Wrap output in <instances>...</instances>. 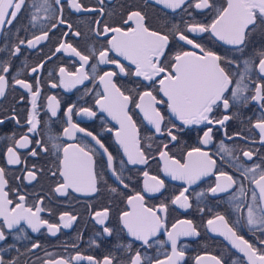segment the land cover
<instances>
[{"label": "snow or ice", "instance_id": "1", "mask_svg": "<svg viewBox=\"0 0 264 264\" xmlns=\"http://www.w3.org/2000/svg\"><path fill=\"white\" fill-rule=\"evenodd\" d=\"M154 2L173 11L185 8L200 10L206 18L211 16V19L207 22L194 21L186 24L183 30L179 26H174L167 31H161L152 28L146 22L147 14L137 8L127 11L120 26L95 20L96 35L110 37L106 41V46L101 47L98 52L93 49L89 54H85L70 42H59L55 52L68 53L70 57L78 58L79 68L69 71L66 67H60L59 84L53 83L51 87L63 86L70 90L84 84L85 81L98 78L103 89L102 93H96L95 104L99 106L101 112L107 113L119 125L116 140L129 164L144 165L149 159L146 148L142 147L139 128L130 112V105L140 110L143 118L154 128L155 133L167 136L169 141L162 142L158 146L159 157L164 162L163 171L173 180L183 181L187 185L171 200L172 205H178L181 209L191 208L189 189L208 177L214 179V183L207 189L209 193L213 196L230 194L232 200H237L246 195L243 180L240 177L247 179L254 187L251 189V203L247 205L246 223L253 232L258 230L264 234V160L254 166L239 165L236 168L239 176L234 177L233 174L218 167L216 159H213L209 152L202 150L201 147L188 151L183 163L169 154V144H174L179 139L177 133L192 126L198 128L201 125L204 126L200 129L202 131L200 143L209 145L213 142V126L219 125L224 128L226 123L234 118L233 115L226 114L229 109L236 104L246 107L250 102H255L261 110V115L256 118L253 127L258 130L260 142L264 144V46L258 48L253 46V54L242 59L243 70L234 72L233 66L240 69V62L218 54L198 40V37L202 39L203 34L207 33L243 53L257 35L264 40V0H226V6L223 7L219 6V0H194V2L193 0H154ZM99 3L103 4L104 0H99ZM61 4L62 0H51V2L41 0L39 4L33 3L32 8L47 12L46 19L54 22L49 28L42 30L41 34H33L31 39L20 40L19 44L26 43L29 48L35 49L42 42L49 40L51 29L65 24L68 29H71L72 25L67 23L62 15V6L58 9L60 15L56 22V6ZM68 6L77 12H99L103 15L105 11L103 7L88 8L81 0H69ZM22 9L25 11L28 9L26 0H0V33L12 29ZM30 19L35 21L37 17L32 15ZM73 35L79 37L80 33L77 31ZM177 45L180 46L179 50H176ZM186 45H190L193 50H184ZM20 51V47L16 46L14 53L18 54ZM110 53L115 55L112 56ZM116 57H122L134 68L127 67ZM94 58L98 64L114 65L117 70L103 71V74L98 77L90 75L87 68ZM43 68L44 64L41 63L32 67L31 73L38 74ZM91 70L92 73H96V64L91 65ZM2 71L8 73L10 66H5ZM118 75L140 78L142 82H147L145 87L149 90L138 93L137 97L126 94V91L130 93L132 90H122L123 86L118 85L115 80ZM14 85H19L30 94L31 108L25 116V123L28 125L27 132L35 133L41 125L39 110L42 107L38 104L41 95L38 75L33 77L32 82L15 79ZM14 85L9 84L6 75L0 74V99H3L7 89ZM153 91L157 94L162 93L166 100L158 99L157 95H153ZM162 104L166 105L171 116L180 122L179 125L171 119L166 120L165 113L158 107ZM60 106L61 102L56 96L46 98V108L51 117H57ZM75 109L76 106L73 104L65 110L68 126L63 129V135L72 141L77 140V133L91 137L106 154V167L112 171L119 183L127 188L128 185L115 165L116 158L102 140L92 131L73 122ZM220 110H223L225 114H221ZM77 114L90 118L97 116L96 111L86 107L80 108ZM11 119L20 125L19 118L13 116ZM4 122L0 119V125ZM32 144L33 140L28 134L14 139L13 145L6 150L7 164H26V161L21 159L19 150L28 149ZM36 144L46 154L62 153V155H55L56 170L50 173L52 177H58L56 186L52 189L54 194L69 196L70 193H80L92 196L100 192L96 171V149L86 144L82 146L81 143H69L63 146L52 143L51 149L41 141H36ZM146 147L151 149L152 145L148 144ZM220 149L232 155V150L226 148L223 141L220 142ZM28 155L36 157L38 153L35 148H31ZM242 155L252 160L254 152L243 151ZM235 160L238 161L239 158L236 157ZM119 163L123 165L124 161L121 159ZM24 171L27 173V180L31 183L37 180V171L43 173L44 170L37 169L33 165L31 169L25 167ZM143 175L149 177L147 171ZM149 179L151 183L146 180L144 190L148 193H161L165 187L164 180L157 176H151ZM8 184L6 169L0 167V241L7 240L6 230L10 232L13 229H19L22 224H26L32 232L39 233L42 228H46L49 233L56 235L61 227L69 228L77 220V216L64 212L59 216V223H50L41 215L45 211L42 198L34 204H29L27 195L21 194L20 188H9ZM233 189L237 191L233 192ZM111 191L115 193L117 189L112 188ZM10 192L15 193V200L9 197ZM199 195L203 196L204 192H200ZM127 203L131 206V211H124L119 219L130 236L140 241L143 247L149 248L152 246L153 238L165 230L171 244V252L164 259L153 260L137 250L128 259L127 264H184L186 253L184 248L179 246L181 237L200 235L193 221L179 220L168 230L166 225L168 203L161 202L157 208L146 207L144 195L141 193L129 196ZM236 211L242 212L240 204H236ZM109 217L108 207H102L93 213L95 222L103 226V233L112 236L113 229L108 226ZM239 222L238 220L236 223ZM207 226L213 233L223 236L233 248L242 253L246 258V264H264V247H258L245 239L243 235L238 234L235 226L229 223L225 215L216 213L213 218L207 220ZM260 245L264 246V239L260 240ZM32 247L37 248L40 245L33 244ZM72 259L87 260L89 264H117L116 258L111 254L104 256L102 260L80 254L71 259L50 258L45 264H72ZM206 262L224 264L223 259L217 256L196 257V264H206ZM0 264H15V262L5 261L3 256H0ZM233 264L237 262L233 261Z\"/></svg>", "mask_w": 264, "mask_h": 264}, {"label": "flooded vegetation", "instance_id": "2", "mask_svg": "<svg viewBox=\"0 0 264 264\" xmlns=\"http://www.w3.org/2000/svg\"><path fill=\"white\" fill-rule=\"evenodd\" d=\"M41 0H26L28 6L27 11L22 12L17 17V21L10 31L0 33V74H4L9 79V84L14 85L15 79H25L32 82L33 77L38 75L40 80L41 95L38 104L41 105L39 116L41 125L35 133H28V125L25 123V116L30 111V94L14 85L7 89L6 95L0 99V119L5 122L0 125V167L6 169V177L8 178L9 188H20L21 194L27 195L29 204H34L38 199H43V207L45 211L41 213L42 217L48 219L50 223H59V216L64 212H69L77 216V220L72 223L69 228L61 227L56 235H52L46 228H42L39 233L32 232L26 224H22L21 228L13 229L10 232L6 230L7 240L0 241V256L5 261H14L15 264H45L50 258L71 259L77 254L83 256H92L97 260H102L104 256L111 254L116 258L117 264H127L128 259L139 250L142 255L155 259H164L171 252V244L167 239V233L162 230L159 235L151 241L152 246L145 248L140 241H136L130 236L127 229L124 228L119 217L124 211H131V206L127 203L129 196L141 193L144 195V205L149 208H157L161 202L169 204L166 225L170 230L172 224L179 220L190 219L196 225L199 236L181 237L179 246L185 250L184 264H196L198 256H217L223 259L224 264H246V258L243 254L232 247L229 241L217 233H213L207 226V220L214 217L216 213L225 215L230 224H233L238 234L243 235L249 242L258 247L260 240L264 239V234L260 231L253 232L246 223L247 205L251 203V189L254 187L249 181L243 177L246 195L232 200L230 194H221L213 196L207 189L214 183L212 177L205 178L199 184L189 189L190 202L192 207L189 209H181L178 205H172L170 202L187 185L183 181L173 180L163 171L164 162L159 157L158 146L163 142L167 143L169 138L155 133L154 128L148 124L143 118V114L139 109L130 105V112L139 128V134L142 140V147L146 148L148 155V163L144 165H132L127 162V157L123 153V149L116 140V131L119 125L112 120L107 113L101 112L99 106L95 104L96 93H102L103 86L99 84L98 78L85 81L82 85L75 88L66 89L63 86L56 88L51 87L53 83L59 84V68L66 67L69 71L79 68L78 58L70 57L68 53H56L55 48L59 42H70L78 50L89 54L95 49L97 52L101 47L106 46V41L110 37L97 36L95 29L97 25L95 20L102 23L120 26L123 16L129 9H141L147 14L146 22L152 28L167 31L179 26L181 30L186 24L194 21L207 22L211 16L207 18L193 8L177 9L175 11L165 8L163 5L156 4L154 0H104L103 4L99 0H81L88 8L105 9L104 14L99 12H77L68 6L69 0H62L60 6H56L57 21L59 18L58 9L63 7V17L72 25L71 29L67 28V24L60 25L58 28L51 29L49 32V40L42 42L38 48H29L27 44H19L20 40L31 39L33 34L39 35L41 31L50 27L54 21L46 19L47 12L32 8L33 3L39 4ZM51 2V0H50ZM194 2V0H193ZM219 6H226V0H219ZM35 15L37 19L31 21L30 17ZM79 32L80 36L73 35ZM66 34V35H65ZM195 35V34H190ZM199 42L206 47L211 48L218 54L227 57L230 60L240 62V69L233 66V71L243 70L242 59L251 56L252 48L264 46V40L257 35L250 43L249 48L243 53L238 51L234 46L227 45L223 41L211 37L210 34H203V38L198 37ZM16 46L21 51L14 53ZM177 45L176 50H179ZM184 50H193L190 45L184 46ZM198 51V50H197ZM114 56V53H110ZM51 57V59H49ZM127 67L134 68L124 61L122 57H116ZM43 63L44 68L39 70L38 74L31 73V68ZM96 64L97 71L92 73L91 65ZM10 66L8 73H3V68ZM90 75L98 77L103 71L117 70L114 65L98 64L96 59L90 61L87 68ZM51 74V75H50ZM118 85L123 86L122 90H132L130 93L137 97L138 93L149 90L145 87L147 82H142L140 78L133 76L118 75L115 78ZM247 82V81H246ZM158 87V85H157ZM56 96L61 102L60 112L57 117H51L50 112L46 108V98L48 96ZM153 95H157L158 99H165L162 93L157 94L153 91ZM23 98V99H21ZM75 105L76 109L73 113V122L81 127L87 128L97 135L109 151L116 158L115 165L120 176L128 185L124 188L122 184L112 174V171L106 167V154L96 145L91 137L84 136L83 133H77V140L72 141L63 135V129L68 126L65 110L70 105ZM92 108L97 112L96 117H88L77 114L80 108ZM162 112L166 115V120L171 119L177 125L179 121L171 116L167 111L166 105H158ZM221 114L223 110H220ZM233 115V119L226 123L224 128L219 125L213 126V142L209 145H202V131L204 126H192L184 128L183 131L177 133L179 139L177 142L169 144V154L176 159L184 162V157L188 151L195 147H201L202 150L216 159L217 166L223 168L233 174L234 177L239 176L236 168L239 165L254 166L260 164L264 160V144L260 142L259 132L253 127L256 118L261 115V110L255 102H250L248 106L236 104L229 109L228 113ZM20 119V125H17L11 117ZM251 118V120H249ZM240 133V136H236ZM15 134V137H13ZM28 134L33 140V144L28 149H20L21 159L26 161L24 165H8L7 164V147L13 145V140L18 139L21 135ZM51 138V139H50ZM36 141H41L51 149L52 143H59L61 146L69 143H81L88 147L96 149V171L98 173V186L100 192L92 196L82 195L80 193H70L69 196H59L54 194L52 189L56 186L58 177H52L51 171H55L54 164L57 162L53 152L44 153L37 146ZM223 141L226 148L232 150V155L222 152L220 142ZM151 144V149L146 146ZM31 148H35L38 155L32 157L28 155ZM253 151L252 160H248L242 155L243 151ZM223 157V160H221ZM238 157L239 160H235ZM124 164L119 163L120 160ZM35 165L37 169H43V173L37 171V180L31 183L27 180V173L24 168L29 169ZM242 170V169H241ZM147 171L149 177H145L143 173ZM151 176H157L164 180L165 187L161 193H148L144 190V183ZM112 188L117 191L113 193ZM237 189H233L236 192ZM204 192L203 196L199 193ZM9 197L15 200V193L10 192ZM236 204H240L242 212L236 211ZM102 207L110 209V217L108 226L112 227L113 235L108 236L103 233L101 225L97 224L93 219V213ZM202 209V211H201ZM239 223H236L237 221ZM163 241V243H161ZM33 244H39L40 247L33 248ZM131 245V248H129ZM72 264H89L87 260L76 261L72 259ZM211 264V262H206Z\"/></svg>", "mask_w": 264, "mask_h": 264}]
</instances>
